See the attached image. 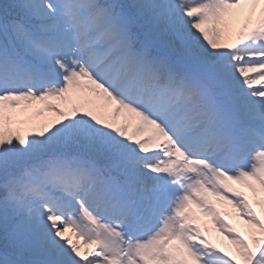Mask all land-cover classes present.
I'll use <instances>...</instances> for the list:
<instances>
[{
    "label": "snow or ice",
    "instance_id": "obj_1",
    "mask_svg": "<svg viewBox=\"0 0 264 264\" xmlns=\"http://www.w3.org/2000/svg\"><path fill=\"white\" fill-rule=\"evenodd\" d=\"M262 215L264 0H0V264H264Z\"/></svg>",
    "mask_w": 264,
    "mask_h": 264
},
{
    "label": "rangeland",
    "instance_id": "obj_2",
    "mask_svg": "<svg viewBox=\"0 0 264 264\" xmlns=\"http://www.w3.org/2000/svg\"><path fill=\"white\" fill-rule=\"evenodd\" d=\"M37 109H40L43 111V115H34L35 111ZM29 116H32L33 120L32 123L26 124L22 126L21 130L23 132H28L30 130H34L37 126L42 125V124H48L54 120L59 119L54 112H49L47 109L44 108L43 105H33L32 109L29 110L28 113ZM240 191L245 192L246 195L249 197V201L252 203L254 210L258 213L261 214V210L257 204V199L259 197H254L253 194L244 186L240 185V187H236ZM218 210L222 215V218L230 225L236 228V230L240 233L241 236L245 240L250 241V237L247 231V226L242 225L244 221L239 218L238 213L236 212L235 209H233L230 205H225V206H218ZM262 218H264V215H262ZM202 221L207 224V227L209 231L205 232L206 237L210 240L211 243L217 245V247L221 248L219 243L221 241H227L230 242L226 236H224L222 233L219 232L215 224L212 223L211 218L209 217H202ZM229 249L233 250V252L229 250L222 249V251H227L230 255H235V249L230 243L228 245Z\"/></svg>",
    "mask_w": 264,
    "mask_h": 264
},
{
    "label": "bare ground",
    "instance_id": "obj_3",
    "mask_svg": "<svg viewBox=\"0 0 264 264\" xmlns=\"http://www.w3.org/2000/svg\"><path fill=\"white\" fill-rule=\"evenodd\" d=\"M242 225H245V223H243ZM229 244H230V242H227V241H221L219 243V245L221 246L222 249L229 250V251L233 252L232 249L231 250L229 249V247H228Z\"/></svg>",
    "mask_w": 264,
    "mask_h": 264
}]
</instances>
